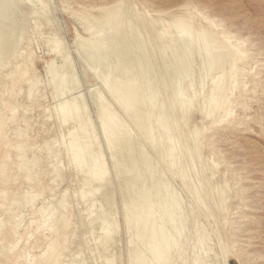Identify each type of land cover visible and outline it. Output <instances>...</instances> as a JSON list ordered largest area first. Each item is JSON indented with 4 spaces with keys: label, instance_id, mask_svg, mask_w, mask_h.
I'll use <instances>...</instances> for the list:
<instances>
[{
    "label": "rangeland",
    "instance_id": "rangeland-1",
    "mask_svg": "<svg viewBox=\"0 0 264 264\" xmlns=\"http://www.w3.org/2000/svg\"><path fill=\"white\" fill-rule=\"evenodd\" d=\"M115 1L0 0V264H264V0H120V5H125L112 9L109 18L111 10L107 13L103 8ZM185 13H190L194 20L195 29L186 26L189 32L186 27L183 31L184 27L181 30L173 24ZM96 17L105 20L102 22ZM95 19L97 23L93 21ZM110 19L112 21H108ZM209 22H214L217 29ZM208 26L215 31L225 28L221 31L226 33V37L222 34L221 49H226L223 41L227 46L235 42L234 45L247 54L242 56L236 52L237 60L242 61H236V64L243 66L238 86L246 90L237 91L235 87L232 92L229 89L225 92L226 95L231 92V97L234 95L232 106L236 107H231L233 110L229 114L236 118L232 117L233 121L229 115L225 116L223 109L221 113L219 109L212 108L213 111L209 107L217 87L220 90L230 83L227 82L230 63L227 60L222 61L221 66L210 64L213 55L209 52H213L215 46V55L220 47H216L219 42H215L218 39L212 34H199L200 29ZM210 42H214L213 45ZM88 45H92L91 50ZM218 76L221 77L218 79ZM58 78L60 82L68 78L67 83L54 82ZM122 84L129 85L128 92ZM240 91L241 95L237 97ZM117 94L121 95L123 103ZM236 100L239 105L241 101L246 104L239 106ZM70 103L78 106L76 112L70 113L71 118L69 115L65 120L60 106ZM103 104L109 106L111 115L114 114L112 127L102 125L104 113L100 106ZM105 106L101 107L109 113ZM144 111L145 114H141ZM220 113L226 118L221 119ZM216 119L220 120L218 125L213 122ZM115 121L120 129L114 127ZM142 126L151 127L145 130ZM202 127L204 129H200ZM77 128L83 131L79 134ZM113 130H116V136ZM196 130L197 133L205 130L204 133L211 135L216 151L212 155L214 161L206 159L204 145L193 149L190 138H194ZM107 131H111L110 136L117 137L118 153L122 150L120 156L117 150L106 146L108 139H112L106 138L109 136ZM118 131L125 135L122 140V133ZM126 135H130V139ZM78 141L82 144H76ZM126 142L130 146L125 145ZM79 145L85 148L80 147L81 153H78L81 151ZM68 147H73V151ZM86 148L96 155L90 152L89 156ZM132 152H136L135 156ZM144 154L146 157L142 156ZM135 159L139 160L129 164ZM221 160H224L223 164L219 165ZM98 162L103 165H97ZM212 162L219 165L218 168ZM135 163L141 167L139 171ZM118 166L123 167L124 172L127 167L130 170L124 173ZM101 170L105 172L102 174ZM128 174L133 180L127 179L130 178ZM221 179L230 182H226L227 186L229 183L228 190ZM146 191H150L151 199H148L149 195L145 197ZM130 202L142 204L143 209L136 206L140 213ZM146 203L151 204L149 208ZM143 211L144 215L149 213L147 217ZM129 215H134V220ZM132 220L136 225L131 224ZM153 221L157 223L155 229ZM154 235L159 237L154 238ZM56 239H60V245L50 259L43 262V254ZM157 239L163 242L164 250L159 248L162 245L158 243V246ZM165 244L169 245L167 249ZM151 245L152 249L157 247L164 254L168 253L164 255L157 248L152 250ZM154 256L159 257V261ZM136 257L144 261L136 260Z\"/></svg>",
    "mask_w": 264,
    "mask_h": 264
},
{
    "label": "bare ground",
    "instance_id": "bare-ground-1",
    "mask_svg": "<svg viewBox=\"0 0 264 264\" xmlns=\"http://www.w3.org/2000/svg\"><path fill=\"white\" fill-rule=\"evenodd\" d=\"M127 1H128V0H127ZM125 2H126V1H125ZM121 3H122V2H121ZM3 4H5V3H3ZM78 5H79V4H78ZM121 5H123V4H121ZM121 5H120V0H117V1L113 2V3L110 4V5L108 4V6H107V5H106V6L104 5L105 7H104L103 9L106 10L107 13L111 10V12H109V14H110V15H109V16H110L109 18H111V17H112L111 14H112V11H113L112 9H115L116 7H118V9H119V6H121ZM124 5H125V4H124ZM124 5H123V6H124ZM133 6H134V5H133ZM140 6H141V5H140ZM89 7H90V6H89ZM97 7H98V6H97ZM99 7H100V6H99ZM101 7H102V6H101ZM121 7H122V6H121ZM93 8H94V7H93ZM124 8H125V7H124ZM81 9H82V8H81ZM100 9H101V8H100ZM103 9H102V10H103ZM118 9H117V10H118ZM121 9H122V8H121ZM145 9H146V8H145ZM150 9H151V8H150ZM117 10H116V11H117ZM106 11H105V12H106ZM105 12H104V13H105ZM131 12H132V11H131ZM196 12H197V11H196ZM102 13H103V12H102ZM104 13H103V14H104ZM105 14H106V13H105ZM124 14H125V13H124ZM199 15H200V14H199ZM102 16H103V15H102ZM102 16H101V17H102ZM201 16H202V15H201ZM103 17H104V16H103ZM107 17H108V15H107ZM84 18H86V17H84ZM96 18H97V19H98V18L100 19V17H96ZM89 19L91 20V18H89ZM112 19H114V18H112ZM118 19H119V18H118ZM207 19H209V18H207ZM100 20H102V19H100ZM104 20H105V18H103L102 22H103ZM93 21H95V22L97 23L96 19L93 20ZM108 21H112V20L110 19V20H108ZM193 21H194V20H193L191 14H190V13H185V14H183L182 16L176 18V19L174 20V23H173V24L175 25L176 28H179V29H181V30H182L183 27H184L183 31H185L187 27H189V29L191 28V30H193V29H195V26H194V22H193ZM208 21H209V20H208ZM102 22H101V23H102ZM106 22H107V21H106ZM112 23H113V22H112ZM209 23H210V22H209ZM219 23H220V22H219ZM160 24H161V23H160ZM166 24H167V23H166ZM210 24H211V23H210ZM212 24H214V22H213ZM212 24H211V25H212ZM106 25L108 26V23H107ZM112 25H113V24H112ZM115 26H116V25H115ZM186 26H187V27H186ZM198 26H199V25H198ZM109 27H110V26H109ZM167 27H168V26H167ZM172 27H173V26H172ZM185 27H186V28H185ZM208 27H209V26H208ZM213 27L217 29L218 26L215 27V24H214ZM105 28H106V27H105ZM128 28H129V27H128ZM128 28H127V29H128ZM164 28H165V27H164ZM168 28H169V27H168ZM192 28H193V29H192ZM199 28H200V27H199ZM221 28H223V27H221ZM101 29L103 30V28H101ZM179 29H178V30H179ZM189 29L187 28V32L190 31ZM216 29H215V30H216ZM224 29H225V28H224ZM224 29H223V30H224ZM97 30H98V29H97ZM110 30H111V29H110ZM188 30H189V31H188ZM215 30L212 29V28H210V27H209V28H202V29L199 30V32H200L199 34H201V35H202V34H203V35H206V34H207V35H208V34L210 33V34H212V35L214 36V38L218 39V40L215 41V42H217V43L219 42V46L216 45V47H220V51L218 52V51L216 50V51H217V54L215 53V55H214V53H213L214 50H215V49H214L215 46H214V47H213V52H212V51L209 52V50H211V49H209V48L206 47V46H209V45H211V44H209V45L207 44V45L205 46L207 49H209V50L206 49V51H208V52L210 53L209 55H213V56L210 57V64L213 63V64H216V66H217V65H218V66H221L222 61H226V62H227V60H229L228 63H230V64L228 65V68L226 67V68H227V71H228V72H227V71H226V72L229 73V76H228V74H226V73H221V74H226V75L229 77V79H228L227 82H230V83H229L228 85H227V84H226V85H223L224 83H223V84L220 83L221 85H223V86H222V89H220V90H217V89H219V88L216 86L217 89H216L215 91H217V92H216V94H212V101L210 100V104H211V105H210L209 107H210V109H212V108H213V109H216V110L219 109V111H220L221 113H222V109H223V113H225V116L228 117V115L231 114V111L233 110V108H231V107H233L234 105L232 106V104H235V103H233V102H235V100L233 99V101H232V97H233L234 95H232V97H231V92L233 91V89H235V87H236L237 91H238V89H245V88H241V87L238 86V85H240L239 76H240V74L243 72V70H242V69H243V66H242V65H239V66H238V65L236 64V61H237V62H238V61H239V62H242V61H240V60H237V59H239V58H238V57L236 58V52H237V53H240V54H243L242 56H244V54H245V55H247V54H246V51H245V50H243V49H242V50H239L240 48L238 49V47H236V45H234L235 42H233L232 45L229 44V45L227 46V44H225V41H223V42H224V43H223L224 48L226 47V49H221V47H223V46H222V40H224V39H222V34H223V32H221V31H223V30H220V31H215ZM7 31H8V30H7ZM166 31H167V30H166ZM169 31H170V30H169ZM113 32H114V31H113ZM125 32H126V31H125ZM167 33H168V32H167ZM167 33H166V34H167ZM172 33H173V32H172ZM180 33H182V32H180ZM192 33H193V32H192ZM113 34H114V33H113ZM115 34H116V33H115ZM115 34H114V36H116ZM163 34H164V33H163ZM177 34H178V33H177ZM189 34H190V33H189ZM193 34H194V33H193ZM106 35H107V34H106ZM119 35H120V34H119ZM119 35H118V36H119ZM158 35H159V34H158ZM50 36H51V35H50ZM52 36H53V35H52ZM209 36H211V35H209ZM220 36H221V37H220ZM223 36L226 37V33H224ZM1 37H2V36H1ZM108 37H109V36H108ZM120 37H121V39H122V36H121V35H120ZM125 37H126V36H125ZM157 37H158V36H157ZM194 37H195V36H194ZM199 37H200V36H199ZM203 37H204V36H203ZM211 37H212V36H211ZM227 37H228V36H227ZM113 38H114V37H113ZM130 38H131V37H130ZM205 38H207V36H206ZM208 38H210V37H208ZM228 38H229V37H228ZM51 39H52V38H51ZM119 39H120V38H119ZM123 39H124V38H123ZM123 39H122V40H123ZM201 39H202V38H201ZM210 39L212 40V38H210ZM210 39H209V40H210ZM231 39H233V38H230V40H231ZM111 40H112V39H111ZM117 40H118V39H117ZM207 40H208V39H207ZM225 40H227V39H225ZM228 40H229V39H228ZM53 41H54V40L52 39V42H53ZM114 41H116V40H114ZM128 41H129V40H128ZM163 41H164V40H163ZM231 41H232V40H231ZM91 42H92V41H91ZM93 42H94V41H93ZM93 42H92L91 44H93ZM103 42H104V40H103ZM117 42H118V41H117ZM119 42H120V41H119ZM133 42H134V41H133ZM176 42H177V41H176ZM192 42H193V41H192ZM199 42H200V40H199ZM243 42L245 43V41H243ZM56 43H57V42H56ZM123 43H124V42H123ZM202 43H203V42H202ZM210 43H212V42H210ZM213 43H214V42H213ZM213 43H212V45H213ZM227 43H229V42L227 41ZM50 44L52 45V43H50ZM110 44H111V43H110ZM116 44H117V43H116ZM121 44H122V43H121ZM174 44H178V43H174ZM196 44H197V43H196ZM215 44H216V43H215ZM235 44H236V43H235ZM237 44H238V43H237ZM53 45H54V44H53ZM82 45H83V44H81V46H82ZM84 45H85V44H84ZM102 45H103V44H102ZM119 45H120V44H119ZM132 45H133V44H132ZM191 45H192V44H191ZM200 45H201V44H200ZM212 45H211L210 47H212ZM55 46L58 47V45H55ZM55 46H54V48H55ZM60 46H61V45H60ZM60 46H59V47H60ZM81 46H80V47H81ZM88 46L90 47V46H92V45H88ZM114 46H115V45H114ZM197 46H198V45H196V48H197ZM229 46H230V47H229ZM82 47H83V46H82ZM85 47H87V46L85 45ZM116 47H117V46H116ZM180 47H181V46H180ZM50 48H52V46H51ZM50 48H49V49H50ZM117 48H118V47H117ZM126 48H127V47H126ZM128 48H129V47H128ZM193 48H194V47H193ZM199 48H201V47H199ZM199 48H198V49H199ZM232 48H233V51L230 50V49H232ZM83 49H85V48H81V50H83ZM91 49H92V48L90 47V50H91ZM95 49H97V48H95ZM122 49H123V48H122ZM131 49H132V48H131ZM202 49H203V48H202ZM204 49H205V48H204ZM216 49H217V48H216ZM56 50H57V49H56ZM81 50H80V51H81ZM90 50H89V51H90ZM97 50H98V49H97ZM102 50H103V49H102ZM179 50H180V49H179ZM222 50H224V51H222ZM57 51H58V50H57ZM104 51H105V50H104ZM112 51H113V50H112ZM116 51H117V50H116ZM119 51H120V50H119ZM5 52H6V51H5ZM84 52H86V51H84ZM91 52H92V51H91ZM91 52H90V53H91ZM99 52H102V51L100 50ZM107 52H108V51H107ZM126 52H127V51H126ZM133 52H134V51H133ZM189 52H190V51H189ZM196 52H197V51H196ZM198 52H199V51H198ZM211 52H212V53H211ZM93 53H94V52H93ZM116 53H117V52H116ZM121 53H122V52H121ZM121 53H120V54H121ZM129 53H130V52H129ZM185 53H186V52H185ZM104 54H105V53H104ZM111 54H112V53H111ZM111 54H110V55H111ZM117 54H118V53H117ZM124 54H125V53H124ZM192 54H193V53H192ZM60 55H61V54H60ZM85 55H87V53H86ZM90 55H91V54H90ZM95 55H96V54H95ZM99 55H101V53L98 54V56H99ZM102 55H103V54H102ZM106 55H107V54H106ZM131 55H132V53H131ZM186 55H187V54H186ZM209 55H207V56H209ZM3 56H4V55H3ZM62 56H63V55H62ZM113 56H114V55H113ZM119 56H120V55H119ZM126 56H127V55H126ZM188 56H189V55H188ZM238 56H239V55H238ZM94 57H96V56H94ZM100 57H101V56H100ZM102 57H104V56H102ZM134 57H135V56H134ZM87 58H88V57H87ZM91 58H92V57H91ZM114 58H115V57H114ZM114 58H113V60H114ZM117 58H118V57H117ZM121 58H122V57H121ZM230 58H231V60H230ZM1 59H2V58H1ZM93 59H94V58H93ZM98 59H99V57H98ZM104 59H105V58H104ZM108 59H110V57H109ZM111 59H112V58H111ZM195 59H196V58H195ZM88 60H89V59H88ZM91 60H92V59H91ZM94 60H95V59H94ZM128 60H129V59H128ZM133 60H134V59H133ZM207 60H208V59H207ZM245 60H246V59H245ZM103 61H104V60H103ZM106 61H107V59H106ZM122 61H123V60H122ZM126 61H127V60H126ZM126 61H125V63H126ZM203 61H206V60L203 59ZM89 62H91V61H89ZM95 62H96V61H95ZM95 62H94V63H95ZM99 62H100V61H99ZM109 62H110V61H109ZM114 62H115V61H114ZM118 62H119V61H118ZM185 62H187V61H185ZM192 62H193V61H192ZM239 62H238V63H239ZM92 63H93V62H92ZM92 63H91V65H93ZM111 63H112V61H111ZM115 63H116V62H115ZM190 63H191V62H190ZM198 63H199V62H198ZM228 63H227V64H228ZM65 64H66V63H65ZM96 64H97V66L99 65V64H98V61H97ZM105 64H106V62H105ZM107 64H108V63H107ZM119 64H120V63H119ZM131 64H132V63H131ZM188 64H189V63H188ZM195 64H196V63H195ZM199 64L201 65V63H199ZM100 65H101V63H100ZM129 65H130V64H129ZM192 65H193V64H192ZM202 65H203V64H202ZM202 65H201V66H202ZM204 65H205V64H204ZM204 65H203V66H204ZM51 66H52V65H51ZM94 66H95V65H94ZM101 66H102V65H101ZM101 66H99V67H101ZM105 66H107V65H105ZM108 66H109V65H108ZM110 66H111V65H110ZM114 66H115V65H114ZM121 66H122V65H121ZM195 66H196V65H195ZM201 66H199V67H201ZM213 66H214V65H213ZM216 66H215V67H216ZM52 67H53V66H52ZM124 67H125V66H124ZM204 67H206V65H205ZM204 67H203V68H204ZM215 67H213V69H214ZM224 67H225V66H224ZM55 68H56V67H55ZM93 68H94V67H93ZM104 68H105V67H104ZM104 68H102V69H104ZM106 68H107V67H106ZM117 68H119V67H117ZM125 68H126V67H125ZM129 68H130V67H129ZM206 68H207V67H206ZM206 68H204V70H206ZM216 68L218 69V67H216ZM220 68H223V67H220ZM220 68H219V69H220ZM52 69H53V68H52ZM95 69H96V68H95ZM108 69L110 70V69H112V67H111V68H108ZM123 69H124V68H123ZM188 69H189V68H188ZM197 69H198V68H197ZM201 69H202V68H201ZM211 69H212V68H211ZM211 69H210V70H211ZM56 70H57V69H56ZM59 70H60V69H59ZM98 70H100V69L98 68ZM98 70H97V71H98ZM128 70H129V69H128ZM208 70H209V69H208ZM225 70H226V69H224V71H225ZM250 70H251V69H250ZM53 71H54V70H53ZM53 71H52V72H53ZM60 71H61V70H60ZM70 71H71V70H70ZM121 71H122V70H121ZM188 71H189V70H188ZM190 71H191V70H190ZM221 71H223V70H221ZM57 72H58V71H57ZM65 72H66V70L64 71V73H65ZM103 72H104V71H103ZM103 72H102V73H103ZM113 72H114V71H113ZM203 72H204V71H203ZM244 72H245V71H244ZM54 73H55V71H54ZM62 73H63V71L61 72V74H62ZM71 73H72V72H71ZM105 73H106V72H105ZM108 73H109V75L111 74L110 71H109ZM122 73H123V72H122ZM131 73H132V72H131ZM207 73H208V72H207ZM249 73H250V72H249ZM56 74H57V73H56ZM61 74H60V75H61ZM99 74H100V72H99ZM103 74H104V73H103ZM103 74L101 75V76H102L101 78L104 77ZM115 74H117V73L115 72ZM200 74H201V73H200ZM209 74H210V73H209ZM218 74H219V73H218ZM221 74H220V75H221ZM60 75H59V76H60ZM69 75H70V74H69ZM105 75H106V74H105ZM118 75H119V74H118ZM121 75H123V74H121ZM126 75H127V74H126ZM126 75H125V76H126ZM138 75H139V74H138ZM176 75H177V74H176ZM212 75H214V74H212ZM216 75H217V74H216ZM55 76H56V75H55ZM59 76H57V77H59ZM62 76H63V74H62ZM64 76H65V75H64ZM111 76H112V75H111ZM111 76H110V77H111ZM131 76H132V75H131ZM136 76H137V75H136ZM214 76H215V75H214ZM221 76H224V75H221ZM221 76H218V79H219V77H221ZM110 77H109V78H110ZM112 77H114V76H112ZM120 77H121V76H120ZM123 77H124V76H123ZM205 77H207V75H206ZM209 77H211V76H209ZM212 77H213V76H212ZM62 78H63V77H62ZM74 78H75V77H74ZM115 78H116V77H115ZM128 78H129V77H128ZM128 78H125V81H129V80H131L130 78H129V80H126V79H128ZM136 78H137V77H136ZM213 78L216 79L217 77H213ZM65 79H66V78H65ZM67 79H68V78H67ZM67 79H66V80H67ZM223 79H224V77H223ZM66 80H65V81H66ZM110 80H111V79H110ZM114 80H115V79H114ZM133 80H134V79H133ZM226 80H227V79H226ZM226 80H225V81H226ZM229 80H230V81H229ZM63 81H64V80H62V81L60 82V81H59V78H58V80H57V81H54V82H60V83L62 84ZM65 81H64V82H65ZM103 81H104V80H103ZM105 81H106V79H105ZM212 81H213V80H212ZM121 82H122V81H121ZM121 82H120V84H121ZM123 82H124V81H123ZM134 82H135V80H134ZM223 82H224V81H223ZM60 83H59V85H60ZM65 83H67V81H66ZM106 83H107V82H106ZM106 83H105V84H106ZM124 83H125V82H124ZM124 83H123V84H124ZM128 83H129V82H128ZM128 83H125V84H128ZM130 83H131V82H130ZM213 83H216V82H213ZM213 83H212V84H213ZM218 83H219V81H218ZM55 84H57V83H55ZM63 84H64V83H63ZM115 84H116V83H115ZM115 84H113L112 86L114 87ZM117 84H118V82H117ZM123 84H122V85H123ZM243 84H244V82H243ZM243 84H242V85H243ZM57 85H58V84H57ZM59 85H58V86H59ZM122 85H121V86H122ZM214 85H215V84H214ZM218 85H219V84H218ZM246 85H247V84H246ZM106 86H107V85H106ZM118 86H119V85H118ZM121 86H120V87H121ZM123 86L125 87V85H123ZM123 86H122V87H123ZM127 86L129 87V85H127ZM127 86H126V87H127ZM205 86H206V85H205ZM29 87H30V86H29ZM29 87H28V88H29ZM60 87H61V86H60ZM60 87H59V89L61 90L62 87H61V88H60ZM69 87H70V86H69ZM108 87H109V86H108ZM113 87H112V88H113ZM115 87H117V86H115ZM126 87H125V89H126ZM128 87H127V92H128V89H129ZM138 87H139V84H138ZM212 87H214V86H212ZM219 87H220V85H219ZM67 88H68V87H67ZM134 88H135V87H134ZM55 89H56V88H55ZM62 89H63V88H62ZM122 89H123V88H122ZM132 89H133V88H132ZM139 89H140V88H139ZM209 89H210V88H209ZM228 89H229V91H231L229 94H228L229 91L227 92V94H228L229 96L226 95V93H225ZM57 90H58V89H57ZM65 90H66V89H65ZM109 90H110V89H109ZM111 90H112V89H111ZM114 90L116 91L117 89H114ZM118 90H119V89H118ZM130 90H131V88H130ZM140 90H141V89H140ZM206 90H207V89H206ZM213 90H214V88L212 89V91H213ZM245 90H246V89H245ZM245 90H244V91H245ZM248 90H249V89H248ZM62 91H63V90H62ZM112 91H113V90H112ZM122 91H123V90H122ZM133 91H134V90H133ZM133 91H129V93H130V92H133ZM209 91H210V90H209ZM242 91H243V90H242ZM242 91H240V93H239V95H237V97L241 95V92H242ZM59 92H60V91H59ZM119 92H120V91H119ZM111 93H112V92H111ZM113 93L115 94L116 92H113ZM117 93H118V92H117ZM134 93H136V90H135ZM141 93H142V92H141ZM203 93H204V91H203ZM211 93H212V92H211ZM213 93H215V92L213 91ZM120 94H121V93H120ZM120 94H117V96L119 97ZM123 94H126V93L123 92ZM232 94H233V93H232ZM55 95H56V94H55ZM121 95H122V94H121ZM121 95H120V96H121ZM141 95H142V94H141ZM129 96H130V97L132 96V98H133V95L129 94ZM204 96H205V95H204ZM204 96H203V97H204ZM206 96H208V95H206ZM210 96H211V95H210ZM210 96H209V99L211 98ZM124 97H125V96H124ZM115 98H117V97H115ZM124 99H125V98H124ZM124 99H123V100H124ZM126 99H127V96H126ZM129 99H130V98H129ZM133 99H134V98H133ZM133 99H132V102H133ZM204 99H205V97H204ZM119 100H120V102H121V98H120V97H119ZM119 100H118V98H117V101H119ZM140 100H141V98H140ZM134 101H135V100H134ZM141 101H142V100H141ZM189 101H191V100H189ZM207 101H208V98H207ZM81 102H82V101H81ZM128 102H129V101H128ZM192 102H193V101H192ZM192 102H191V104L193 105L196 101H194V103H192ZM236 102H238V100H236ZM79 103H80V102H79ZM121 103H123V102H121ZM130 103H131V102H130ZM135 103H137V102H135ZM135 103H134V105H135ZM142 103H143V102H142ZM142 103H141V104H142ZM243 103H245V102H242V101H241V104H242V105H243ZM185 104H187V103H185ZM241 104H240V105H241ZM245 104H246V103H245ZM120 105H121V104H120ZM137 105H138V104H137ZM142 105H143V104H142ZM189 105H190V102H189ZM204 105H205V104H204ZM237 105H239V102H238ZM240 105H239V106H240ZM77 106H78V105L75 106L74 103L63 104L62 106H60V107H61V110H62V112L60 111V113H62L63 118L66 120V119L69 117L70 113H73V111H75V109H76ZM101 106H105V105L103 104V105H101ZM101 106H100V110H101V112L104 113V114L102 113L103 116H102V114H101V116L103 117V119H102V117H101V119L103 120L102 125H104L105 128H106L107 126H109V125H110V126H111V125L113 126V123H114V122H113L112 116H114V114L111 115V112H112V111L109 112V108H108L109 106H108V107L105 106V107L108 108V112H109V113H107V112L105 111V110H107V109L104 110V108L101 107ZM121 106H122V105H121ZM187 106H188V104H187ZM190 106H191V105H190ZM195 106H196V105H194V108H195ZM211 106H212V107H211ZM239 106H238V107H239ZM244 106H246V105H244ZM122 107H123V106H122ZM129 107L131 108V107H132V104H131V106H129ZM133 107H134V106H133ZM136 107H137V106H136ZM191 107H192V106H191ZM234 107H236V105H235ZM241 107H242V106H241ZM249 107H250V106H249ZM102 108H103V110H102ZM112 108H113V107H112ZM112 108H111V109H112ZM126 108H127V106H126ZM137 108H139V107H137ZM186 108H188V107L185 106V109H186ZM189 108H190V107H189ZM83 109H84V108H83ZM140 109H141V108H140ZM143 109H144V106H143ZM143 109H142V110H143ZM191 109H192V108H191ZM191 109H190V110H191ZM213 109H212V110H213ZM231 109H232V110H231ZM237 109H238V108H237ZM248 109H249V108H248ZM79 110H80V109H79ZM112 110H113V109H112ZM134 110L137 111V109H135V108H134ZM134 110H133V112H135ZM192 110H193V109H192ZM203 110H204V109H203ZM203 110H202V111H203ZM240 110H241V109H240ZM242 110H243V109H242ZM188 111H189V110H188ZM208 111H209V110L207 109V112H208ZM213 111H214V110H213ZM75 112H76V111H75ZM84 112H85V111H84ZM138 112H139V111H138ZM141 112H142V111H141ZM184 112H185V111H184ZM189 112H190V111H189ZM193 112H194V111H193ZM211 112H212V111H211ZM233 112H234V111H233ZM233 112H232V113H233ZM237 112H238V111H237ZM99 113H100V112H99ZM185 113H186V112H185ZM221 113H220V114H221ZM79 114H80V113H79ZM136 114H137V113H135V115H136ZM141 114H145V111H144L143 113H141ZM187 114H189V113H187ZM191 114H192V113H191ZM202 114H203V113H202ZM205 114H206V113H205ZM99 115H100V114H99ZM138 115H140V114H138ZM222 115H223V114H221V117H220V118H221V119H223V118L225 119L226 117H224V116H222ZM234 115H235V112H234ZM133 116H134V115H133ZM145 116H146V115H145ZM145 116H144V117H145ZM187 116H188V115H187ZM209 116H210V115H209ZM219 116H220V115H219ZM229 116H230V115H229ZM239 116H241V115H239ZM73 117H74V116H73ZM115 117H116V116H115ZM115 117H114V118H115ZM117 117H118V116H117ZM139 117H140V116H139ZM144 117H143V118H144ZM146 117H147V116H146ZM183 117H185V116H183ZM188 117H189V116H188ZM214 117H215V116H214ZM232 117L234 118L233 114H232ZM232 117H231V116L229 117V118L231 119V121H233V120H232V119H233ZM246 117H248V116H246ZM70 118H71V115H70ZM135 118H136V117H135ZM137 118H138V116H137ZM141 118H142V117H141ZM186 118H187V117H186ZM212 118H213V117H212ZM218 118H219V117H218ZM238 118H239V117H238ZM80 119H81V118H80ZM115 119H116V118H115ZM115 119H114V120H115ZM147 119H148V118H147ZM234 119H236V118H234ZM240 119H241V118H240ZM135 120H136V119H135ZM145 120H146V119H145ZM145 120H144V124H145ZM226 120H227V119H226ZM226 120H225V121H226ZM242 120H243V119H242ZM80 121H82V120H80ZM80 121H78L79 124L81 123ZM100 121H101V120H100ZM117 121H118V120H117ZM138 121H140V120L138 119ZM141 121H142V120H141ZM141 121H140V122H141ZM186 121H187V120H186ZM217 121H220V120H219V119H216L215 121L213 120V122H217ZM225 121H224V122H225ZM227 121H230V120H227ZM65 122H66V121H65ZM67 122H68V121H67ZM67 122H66V123H67ZM120 122H121V121H120ZM136 122H137V121H136ZM140 122H139V123H140ZM188 122H189V121H188ZM208 122H209V121H208ZM211 122H212V121H211ZM221 122H223V121H221ZM221 122H219V124H220ZM240 122H241V121H240ZM242 122H243V121H242ZM133 123H134V122H133ZM139 123H138V124H139ZM141 123H143V122H141ZM147 123H150V122H147ZM77 124H78V123H77ZM82 124H84V122H83ZM124 124H125V123H124ZM138 124H137V126H138ZM151 124H152V123H151ZM182 124H183V123H182ZM191 124H192V123H191ZM209 124H210V122H209ZM209 124H208V125H209ZM212 124H214V123H212ZM102 125L100 126L101 128L104 127V126L102 127ZM116 125H118V124H117V122L115 121V126H114V127H118V126H116ZM120 125H122V122L120 123ZM142 125H143V124H142ZM145 125H146V124H145ZM215 125H216V124H215ZM217 125H218V122H217ZM217 125H216V126H217ZM80 126H82V125H80ZM112 126H111V127H112ZM146 126H147V125H146ZM152 126H153V125H152ZM201 126H202V125H201ZM203 126H204V125H203ZM209 126H210V125H209ZM213 126H214V125H213ZM0 127H1V126H0ZM84 127H87V126H84ZM111 127H108V129L111 130ZM120 127H121V126H120ZM120 127H118L117 129H120ZM122 127H123V126H122ZM142 127H143V126H142ZM148 127H149V126H148ZM148 127H147V128H146V127H143V128H144V129H145V128L148 129ZM150 127H151V126H150ZM150 127H149V128H150ZM206 127H207V126H206ZM206 127H205V129H206ZM152 128H153V127H152ZM191 128H192V127H191ZM77 129H78V128H77ZM77 129H75V130H77ZM108 129H107V130H108ZM113 129H114V128H113ZM115 129H116V128H115ZM122 129H123L122 131L125 132V131H124V127H123ZM128 129H129V128H128ZM146 129H145V130H146ZM189 129H190V128H189ZM200 129H204V127L200 128ZM75 130H73V131H75ZM78 130H79V131H78ZM78 130H77V131H78L79 134H80V130H81V129H78ZM103 130H104V129H103ZM103 130L101 129V132H102ZM145 130H144V131H145ZM184 130H185V129H184ZM193 130H194V129H193ZM207 130H208V129H207ZM210 130H211V129H210ZM73 131H71V132H73ZM77 131H76V134H78ZM81 131H83V130H81ZM105 131H106V130H105ZM114 131H116V130H113V132H114ZM122 131H118V132H119V133H120V132L122 133ZM148 131H149V130H148ZM202 131H203V130H202ZM103 132H104V131H103ZM107 132H108V131H107ZM107 132H106V133H107ZM109 132H110V133H109ZM109 132L107 133L109 136L106 134V135L108 136V137H106V138H110V137H112V136H110V135H111V131H109ZM113 132H112V133H113ZM195 132H196V134L193 136L194 138H190V139H192V144H191V145H192L193 149L196 150V149H198V146H199V145H200V146L202 145V147H203V145H204V146L207 148V153H206V157H207V158H206V159H208V162H210L209 160L214 161V158L212 157V155H214L216 151H215V147H214V145H213V141L211 140V135H209L208 133H204L205 130H204V132H198V133H197V130H196ZM69 133H70V132H69ZM74 133H75V132H73L72 135H74ZM116 133H117V132H114V134H115L114 136H116ZM119 133H118V134H119ZM126 133H128V132H126ZM148 133H149V132H148ZM148 133H147V131H146V135H148ZM153 133H154V131H153ZM190 133H191V132H190ZM190 133H189V134H190ZM23 134H24V133H23ZM76 134H75V135H76ZM82 134H83V133H82ZM87 134H89V133H87ZM144 134H145V132H144ZM184 134H185V133H184ZM70 135H71V134H70ZM102 135H103V134H102ZM106 135H105V136H106ZM119 135H121V134H119ZM154 135H155V134H154ZM180 135H181V133H180ZM182 135H183V134H182ZM182 135H181V136H182ZM192 135H193V134H192ZM81 136H82V135H80V137H81ZM93 136H94V135H93ZM114 136H113V137H114ZM117 136H118V135H117ZM126 136H127V135H126ZM128 136H130V135H128ZM128 136H127V137H128ZM186 136H187V135H186ZM74 137H75V136H74ZM102 137H103V136H102ZM113 137H112V139H110V140L108 139V144H106V143H107V140H106V141H105V142H106L105 144H106V146H108L111 150H117V148H119L118 145H120V144L117 143V139H116L117 137H114L115 139H114ZM124 137H125V135H123V133H122V136H120V139L122 140V138H124ZM130 137H131V136H130ZM147 137H150V136H147ZM83 138H84V137H83ZM106 138H104V139H106ZM72 139H73V138H72ZM128 139H130V138L128 137ZM149 139H150V138H149ZM185 139H186V138H185ZM73 140H74V139H73ZM75 140H76V139H75ZM87 140H88V139H87ZM118 140H119V139H118ZM133 140H134V139H133ZM150 140H151V139H150ZM182 140H183V139H182ZM79 141H80V140H79ZM79 141H78V143H76L77 141H76L75 143H76V144H79V143H80ZM119 141H120V140H119ZM119 141H118V142H119ZM130 141H131V140H130ZM130 141H129V142H130ZM256 141H257V140H256ZM73 142H74V141H73ZM81 142H82V141H81ZM83 142H84V140H83ZM132 142H133V141H132ZM85 143L87 144V142H85ZM88 143H90V142H88ZM94 143H95V142H94ZM183 143H184V142H183ZM183 143H182V144H183ZM71 144H72V143H71ZM80 144H82V143H80ZM83 144H84V143H83ZM127 144H128V142H126L125 145H127ZM130 144H131V143H130ZM252 144H254V143H252ZM90 145H91V144H90ZM128 145H129V144H128ZM131 145H132V144H131ZM180 145H181V144H180ZM183 145H184V144H183ZM72 146H73V144H72ZM81 146H83V148H84V145H81ZM81 146L79 145V149H80V150H81V148H80ZM129 146H130V145H129ZM186 146H187V145H186ZM251 146H252V145H251ZM76 147H78V145H77ZM86 147H87V148H90V147H88V145H87ZM96 147H97V146H96ZM180 147H181V146H180ZM246 147H247V146H246ZM248 147H249V146H248ZM68 148L70 149L71 147H68ZM74 148H75V147H74ZM83 148H82V149H83ZM87 148H86V150L89 151V156H90V152H91V151H90L89 149H87ZM121 148H123V147H120V149H121ZM130 148H132V146H131ZM72 149H73V147H72L70 150H72ZM77 149H78V148H77ZM77 149H76V150H77ZM84 149H85V148H84ZM126 149H128V148L126 147ZM132 149L134 150V148H132ZM262 149H263V147H262ZM111 150H110V151H111ZM118 150H119V149H118ZM118 150H117V155L120 156L119 153H120L122 150H121L119 153H118ZM123 150H124V149H123ZM129 150H130V149H129ZM138 150H139V149H138ZM138 150H136L137 153H136V152H132V153H133L132 155H134V153L139 154V153H138ZM72 151H73V150H72ZM77 151H78V150H77ZM88 151H87V152H88ZM201 151H202V150H201ZM74 152H75V151H74ZM81 152H82V150L79 151L78 153H81ZM83 152H84V150H83ZM125 152H127V151H125ZM130 152H131V151H130ZM199 152H200V150H199ZM71 153H72V152H71ZM91 153L93 154V152H91ZM96 153H98V152H96ZM111 153H112V152H111ZM113 153H114V152H113ZM197 153H198V151H197ZM200 153H201V152H200ZM202 153H203V152H202ZM74 154L76 155V152H75ZM82 154H83V153H82ZM94 154H95V153H94ZM94 154H93V155H94ZM121 154H122V153H121ZM123 154H124V153H123ZM126 154H129V152L126 153ZM80 155H81V154H80ZM83 155H84V154H83ZM95 155H96V154H95ZM95 155H94V156H95ZM112 155H113V154H112ZM130 155H131V154H130ZM132 155H131V156H132ZM197 155L199 156V153H198ZM197 155H196V156H197ZM72 156L75 158L74 155H72ZM98 156H100V155L98 154ZM122 156H126V155H122ZM122 156H121V157H122ZM127 156H128V155H127ZM131 156H130V158H131ZM134 156H135V155H134ZM142 156L146 157L145 154L142 155ZM77 157H80V156H77ZM91 157H92V155H91ZM111 157H112V156H111ZM114 157H116V156H114ZM121 157H120V160H121ZM144 157H143V158H144ZM194 157H195V156H194ZM200 157H201V155H200ZM94 158H95V157H94ZM94 158H93V159L91 158V160H95V159H96V158H95V159H94ZM118 158H119V157H118ZM122 158L124 159L125 157H122ZM127 158H129V156H128ZM133 158H134V157H133ZM196 158H197V157H196ZM202 158H205V156H203ZM97 159L99 160V158H97ZM97 159H96V160H97ZM113 159H114V158H113ZM123 159H122V160H123ZM218 159H219V158H218ZM220 159H221V158H220ZM220 159H219V160H220ZM76 160H77V158H76ZM76 160H75V161H76ZM80 160H81V159H80ZM122 160H121V162H122ZM125 160H127V159L125 158ZM125 160H124L123 162H125ZM138 160H139V159H138ZM138 160L135 159V161H134V160H132V161H131V160H130V161L128 160V161H129V164H130V162L134 163V162H137ZM142 160L145 161L146 159H142ZM198 160H200V159H198ZM114 161H115V159L113 160V162H114ZM146 161L148 162V160H146ZM150 161H151V160H150ZM150 161H149V162H150ZM205 161H206V160H205ZM223 161H224V160H221V162L219 161V162H220V163L218 162L219 165L223 164ZM225 161H226V160H225ZM81 162H82V161H81ZM116 162H117V161H116ZM116 162H115V163H116ZM118 162H119V161H118ZM206 162H207V161H206ZM215 162L217 163V161H215ZM215 162H212V163H214V165H216V166H214V167L218 168L219 165L217 166V164H216ZM260 162H261V161H260ZM95 163H97V161H95ZM99 163H100V164L102 163L101 165H103V162H98L97 165H99ZM141 163H143V161H142ZM91 164H93V161H92V163H90V166H91V168H92V165H91ZM127 164H128V163H127ZM127 164H126V165H127ZM135 164H136V167H137V166H138V165H137L138 163H135ZM143 164H145V163H143ZM2 165H3V164H2ZM77 165H79V163H77ZM95 165H96V164H95ZM97 165H96V167H97ZM113 165H115V164H113ZM119 165H120V164H119ZM123 165H124V164H122L121 166H123ZM133 165H134V164H133ZM140 165H141V164H140ZM208 165H209V164H208ZM210 165H211V164H210ZM116 166H117V165H116ZM127 166H130V165H127ZM147 166H149V165H147ZM212 166H213V164H212ZM228 166H229V165H228ZM100 167H101V166H100ZM113 167H115V166H113ZM134 167H135V165H134ZM134 167H133V168H134ZM138 167H139V168H138ZM138 167H137V168H138V171H139V169H140L141 167H140V166H138ZM242 167H243V166H242ZM91 168H90V169H91ZM94 168H95V167H94ZM103 168H104V167H103ZM103 168H102V169H103ZM119 168H121V167L118 166V169H119ZM122 168H123V167H122ZM122 168H121V170H122ZM137 168H136V169H137ZM142 168H143V165H142ZM145 168H146V167H145ZM147 168H148V167H147ZM95 169H96V168H95ZM97 169H98V167H97ZM114 169H116V168H114ZM124 169H126V168H125V165H124ZM124 169H123V170H124ZM130 169H131V166H130ZM130 169L127 167L126 172H127L128 170H130ZM136 169H135V170H136ZM226 169H227V168H225L224 171H226ZM228 169H229V168H228ZM88 170H89V169H88ZM91 170H93V169H91ZM98 170L100 171V168H99ZM121 170H120V171H121ZM123 170H122V172H124ZM214 170H215V169H214ZM214 170H213V171H214ZM93 171H94V170H93ZM96 171H97V170H96ZM99 171H98V172H99ZM116 171H117V170H116ZM120 171H118V172H120ZM133 171H134V170H133ZM133 171H131V173H132ZM140 171H141V170H140ZM144 171H145V170H144ZM224 171H223V172H224ZM98 172H97V173L95 172L97 176H99V173H100V172H99V173H98ZM103 172H105V170H104V171L101 170V173H102V174H103ZM126 172H124V173H126ZM134 172H135L134 174H136V171H134ZM147 172H148V171H147ZM147 172H146V173H147ZM214 172H215V171H214ZM219 172H221V171H219ZM1 173H2L1 176L3 177V175H4V174H3V166H2V171H1ZM101 173H100V174H101ZM226 173H227V171H226ZM226 173H225V174H226ZM134 174H131V175H134ZM137 174H138V173H137ZM140 174H141V172H140ZM142 174H143V171H142ZM142 174H141V175H142ZM225 174H224V175H225ZM228 174H229V173H227V175H228ZM128 175H129V174H128ZM128 175H127V176H128ZM138 175H139V174H138ZM138 175H137V176H138ZM141 175H139V176H141ZM4 176H5V175H4ZM129 176H130V175H129ZM143 176H144V174H143ZM225 176H226V175H225ZM225 176H224V177H225ZM233 176H234V175H233ZM29 177H30V176H29ZM135 177H136V176H135ZM144 177H145V176H144ZM144 177H143V178H144ZM220 177H221V175H220ZM92 178H93V177H92ZM100 178H101V177H100ZM131 178H132V180H133V177H131V176H130V178H127V179H131ZM138 178H139V177H138ZM138 178H137V179H138ZM145 178H146V177H145ZM221 178H223V177H221ZM225 178L227 179V177H225ZM140 179H142V177H140ZM221 180H224V179H221ZM259 180H260V179H259ZM30 181H31V180H30ZM138 181H139V180H138ZM143 181H144V180H143ZM143 181H142V182H143ZM145 181H146V179H145ZM224 181H225V180H224ZM224 181H223V182H224ZM233 181H234V180H233ZM126 182H127V184H128V181H126ZM129 182H130V184L132 183L131 181H129ZM135 182H136V181H135ZM157 182H158V181H157ZM220 182H221V181H220ZM226 182H229V181L227 180V181H225V183H226ZM136 183H137V182H136ZM159 183H160V182H159ZM225 183H224V184H225ZM229 183H230V182H229ZM229 183H228V186H227V183H226V186H227V189H226V190H228ZM141 184H142V183H141ZM157 184H158V183H157ZM157 184H156V185H157ZM236 184H237V183H236ZM123 185H124V184H123ZM132 185H133V184H132ZM134 185H135V184H134ZM158 185H159V184H158ZM233 185H235V184H233ZM159 186H160V185H159ZM159 186H158V187H159ZM162 186H163V185H162ZM222 186H223V185H222ZM128 187L130 188L131 185L129 186V184H128V185H127V188H128ZM150 187H151V186H150ZM165 187H166V186H165ZM165 187H164V188H165ZM231 187L234 188V186H232V185H231ZM237 187H238V186H237ZM132 188H133V186H132ZM164 188H162V189H164ZM241 188H242V187H241ZM154 189H155V188H154ZM157 189H158V188H157ZM223 189H224V186H223ZM151 190H152V189H151ZM234 190L236 191L235 188H234ZM142 191H144V190H142ZM142 191H141V192H142ZM147 191H148V190H147ZM147 191H146L147 194L145 195V197H148V195H149L148 193H149L150 191H149V192H147ZM229 191H230V189H229ZM124 192H125V191H124ZM141 192H140V194H141ZM161 192H162V191H161ZM142 193H143V192H142ZM225 193H226V191H225ZM227 193H228V191H227ZM144 194H145V193H143V195H144ZM143 195H142V197H144ZM63 196H64V195H63ZM220 196H221V195H220ZM220 196H219V197H220ZM225 196H226V195H225ZM227 196H228V194H227ZM140 197H141V195H140ZM140 197H139V198H140ZM145 197H144V199H145ZM237 197H239V196H237ZM139 198H138V201H139ZM224 198H225V197H224ZM30 199H31V198H30ZM141 199H143V198H141ZM144 199H143V200H144ZM148 199H151V196H150V195H149V198H148ZM243 199H245V198H243ZM136 200H137V199H136ZM146 200H147V198H146ZM146 200H144V201H146ZM225 200H226V199H225ZM132 201H133V200H132ZM222 201H223V200H222ZM134 202H135V200H134ZM134 202H130V203L132 204V203H134ZM148 202H151V201H148ZM164 202H165V201H164ZM223 202H224V201H223ZM223 202H222V204H223ZM226 202H227V200H226ZM228 202H229V201H228ZM127 203H128V202H127ZM135 203H136V202H135ZM137 203H138V202H137ZM139 203H142V204H143V202H141V200H140ZM139 203H138L137 205L139 206V209H140V208H141L140 205H142V204H139ZM131 204H130V206H131ZM157 204H158V203H157ZM137 205H133V204H132L131 207H134V209H135V211H136V210H137V208H136ZM144 205H145V203H144ZM144 205H143V206H144ZM150 205H151V204L148 205V204L146 203V206H147V207L150 206ZM167 205H168V204H167ZM160 206H161V205H160ZM160 206H159V207H160ZM164 207H165V206H164ZM164 207H163V208H164ZM226 207H227V206H226ZM148 208H149V207H148ZM151 208H152V207H151ZM151 208H150V209H151ZM223 208H225V207H224V204H223ZM139 209H138L137 211H139ZM141 209H143V208H141ZM229 209H230V207H229ZM229 209H227V210H229ZM128 210H129V209H128ZM128 210H127V211H128ZM131 210L133 211V208H132ZM147 210H148V209H147ZM151 210H152V209H151ZM164 210H165V209L162 210V214H163ZM220 210H221V209H220ZM234 210H235V209H234ZM129 211H130V210H129ZM135 211H134V212H135ZM240 211H241V210H240ZM146 212H148V211H145V213H146ZM157 212H158V211H157ZM221 212H223V210H221ZM225 212H226V211H225ZM137 213H138V212H137ZM139 213H140V211H139ZM139 213H138V215H139ZM142 213H143V215H144V211H143ZM142 213H141V214H142ZM131 214H133V213H131ZM131 214H130V215H131ZM147 214H149V213H146V215H147ZM169 214H170V213H169ZM241 214H242V213H241ZM126 215H128V214H126ZM130 215H129V216H130ZM135 215H136V214H135ZM138 215H137V216H138ZM143 215H141V216H143ZM146 215H144V217H147ZM159 215H160V214H159ZM133 216H134V215H133ZM133 216H132V217H133ZM216 216H217V215H216ZM108 217H109V216H108ZM130 217H131V216H130ZM130 217H129V219H130ZM132 217H131V218H132ZM134 217H135V216H134ZM134 217H133V220H134ZM149 217H150V216H149ZM149 217H148V218H149ZM160 217H161V215H160ZM160 217H159V218H160ZM139 218H140V217H139ZM150 218L152 219L153 217H150ZM126 219H127V217H126ZM170 219H171V218H170ZM127 220H128V219H127ZM133 220H132V221H133ZM136 220H137V219L135 218V221H136ZM140 220H142V218H141ZM146 220H147V219H146ZM173 220H174V219H173ZM221 220L226 221V219H221ZM129 221H130V220H129ZM132 221H131V224H132V223L135 224V221H133V222H132ZM137 221H138V220H137ZM169 221L171 222V220H169ZM224 221H223V222H224ZM150 222H151V221H150ZM157 222H158V221H157ZM172 222H173V221H172ZM175 222H176V221H175ZM136 223H138V222H136ZM158 223H159V222H158ZM176 223H177V222H176ZM220 223H221V222H220ZM224 223H225V222H224ZM2 224H3V223H2ZM155 224L157 225V223H155ZM155 224H154V221H153V222H152V225H154L153 228L155 227ZM163 224H164V223H163ZM225 224H226V223H225ZM225 224H224V225H225ZM135 225H136V224H135ZM160 225H162V221H161ZM160 225H159V227H160ZM164 225H165V224H164ZM177 225H178V224H177ZM224 225H223V226H224ZM165 226H166V225H165ZM169 226H170V225H169ZM172 226H173V225H172ZM148 227H149V226H148ZM148 227H147V228H148ZM157 227H158V226H157ZM155 228H156V227H155ZM155 228H154V229H155ZM161 228H162V227H161ZM221 228H223V227H221ZM165 229H166V228H165ZM224 229H225V227L223 228V230H224ZM151 230L153 231V229H151ZM138 231H139V230H138ZM152 231H151V235L153 234ZM161 231H162V229H161ZM165 231H166V230H165ZM134 232H135V231H134ZM146 232H147V231H146ZM153 232H155V230H154ZM156 232H157V235H159V234H158V229L156 230ZM202 232H203V231H202ZM143 233H144V232H143ZM147 233H149V232H147ZM159 233H160V232H159ZM162 233H164V232H162ZM165 233H166V232H165ZM218 233H219V232H218ZM144 234H145V233H144ZM149 234H150V233H149ZM154 234H156V233H154ZM219 234H220V233H219ZM140 235H141V234H140ZM157 235H156V236H157ZM164 235H165V234H164ZM164 235H163V236H164ZM224 235H225V233H224ZM138 236H139V235L137 234V237H138ZM154 236H155V235H154ZM154 236H153V237H154ZM156 236H155L154 238H158V237H159V236H157V237H156ZM163 236H162V237H163ZM140 237H141V236H140ZM153 237L151 236L150 238H153ZM160 237H161V235H160ZM164 237H166V236H164ZM205 237H206V236H205ZM224 237H225V236H224ZM109 238H110V237H109ZM134 238H136V237H134ZM143 238H144V235H143ZM166 238H167V237H166ZM166 238H165V239L162 238V239L166 241ZM4 239H5V238H4ZM137 239H138V238H137ZM146 239H147V238H146ZM159 239H160V238H159ZM159 239H157V244L160 243V242H158ZM224 239H225V238H224ZM5 240H6V239H5ZM151 240H152V239H151ZM154 240H155V239H153V242H154ZM163 240H161V241H163ZM167 240H168V239H167ZM171 240H172V238H171ZM219 240H220V239H219ZM168 241H169V240H168ZM153 242H152V243H153ZM169 242H170V241H169ZM203 242H204V240H203ZM154 243H155V242H154ZM162 243H163V242H162ZM162 243H160L162 246L159 247V248H161V249H163V245H164V244H162ZM164 243H165V242H164ZM166 243H167V242H166ZM171 243H172V242H171ZM220 243H223V242H220ZM242 243H243V242H242ZM47 244H48V243H47ZM167 244H169V243H167ZM167 244H165V245H166V246H165V249H167L168 246H169V245L167 246ZM226 244H227V243H226ZM59 245H60V239H59V240L56 239V240H54V241L50 244V247H49V249L47 250V252L43 254V255H45L44 258H43V262H44V261H47L48 259H50L51 255L54 254V251L56 250V248H58ZM153 246H155V244H153ZM158 246H159V244H158ZM166 247H167V248H166ZM156 248H157V247H156ZM156 248H155V249H156ZM159 248H157V251H158ZM224 248H225V247H224ZM151 249H152V245H151ZM155 249H152V250H155ZM161 249H159V250H161ZM163 250H164V249H163ZM161 251H162V250H161ZM165 251H167V250H165ZM170 251H171V250H170ZM229 251H230V250H229ZM155 252H156V251H155ZM153 253H154V251L152 252V254H153ZM159 253L161 254L160 251H159ZM162 253H163V251H162ZM165 253H166V252H165ZM167 253H168V252H167ZM167 253H166V254H167ZM163 254H164V253H163ZM166 254H164V255H166ZM224 254H226V253H224ZM156 255H157V254L155 253V256H156ZM27 256H28V255H27ZM135 256H136V255H135ZM138 256H139V255H138ZM155 256H154V257H155ZM167 257H168V256H167ZM137 258H138V257H136V260H137ZM162 258H163V255H162ZM138 259H139V258H138ZM155 259H156V257H155ZM158 259H159V257H158ZM158 259H156V260H158ZM164 259H166V258H164ZM139 260H142V259L140 258ZM168 260H169V259H168ZM170 260H171V259H170ZM142 261H144V260H142ZM142 261H141V262H142ZM158 261H159V260H158ZM139 262H140V261H139ZM141 262H140V263H141ZM165 262H166V261H165ZM169 262H170V261H169ZM169 262H167V263H169ZM170 263H171V262H170ZM162 264H165V263L163 262Z\"/></svg>",
    "mask_w": 264,
    "mask_h": 264
}]
</instances>
